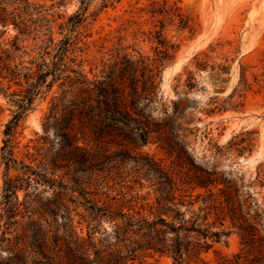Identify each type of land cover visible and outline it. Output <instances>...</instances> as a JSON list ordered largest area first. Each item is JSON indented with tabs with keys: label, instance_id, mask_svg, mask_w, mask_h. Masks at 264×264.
I'll use <instances>...</instances> for the list:
<instances>
[{
	"label": "trees",
	"instance_id": "16d2710c",
	"mask_svg": "<svg viewBox=\"0 0 264 264\" xmlns=\"http://www.w3.org/2000/svg\"><path fill=\"white\" fill-rule=\"evenodd\" d=\"M63 2L46 6L29 0H0V24L15 29L12 38L0 40V78L7 82L3 93L15 106L0 148L4 162L0 264H133L144 253L167 254L173 264L187 260L209 264L201 253L224 239L231 227L239 230L245 252L251 253L243 264H262L263 239L243 213L234 182L192 162L187 169L180 164L185 171L178 176L153 160L140 164L144 176L116 179L110 177L111 166H95L91 154L78 145L75 129L105 144L115 138L148 141L154 132L150 106L162 67L176 46L163 36L162 26L140 31L153 44L152 54L134 48V53L127 52L130 45L115 48L113 62L103 64L107 71L102 78L90 79L81 68L83 60L75 62L71 56L83 49L76 46L81 41L76 31L80 21L70 16L57 22L54 17L53 8ZM195 65L204 67V59L196 57ZM244 71L241 86L232 95L236 91L238 97L244 95ZM253 76L258 83L264 80L263 72ZM58 80H62L60 91L51 97L43 123L44 132L53 130L57 135L58 147L28 152L35 167L25 165L24 172L11 176L13 136L35 98L46 95ZM187 80L192 85L193 76L189 74ZM12 85L16 89L9 91ZM159 127L165 132L168 126ZM169 140L162 144L164 148L175 153L176 159H186L184 145ZM190 171L195 175H189ZM19 191H24L22 199ZM236 258L216 264H237Z\"/></svg>",
	"mask_w": 264,
	"mask_h": 264
},
{
	"label": "rangeland",
	"instance_id": "374dc122",
	"mask_svg": "<svg viewBox=\"0 0 264 264\" xmlns=\"http://www.w3.org/2000/svg\"><path fill=\"white\" fill-rule=\"evenodd\" d=\"M29 1L48 6L57 0ZM53 14L57 22H64L70 16L80 21L76 31L81 41L76 46L83 45V49L74 50L71 56L76 57L75 62L83 60L81 68L90 79L102 78L107 71L103 64L113 62L115 48L130 45L127 52L134 53V48L152 54L153 44L140 31L162 26L163 36L176 46L173 57L162 67L150 106L154 132L147 142H121L115 138L105 144L88 132L74 130L78 145L91 154L95 166H111L110 177L129 180L144 176L140 164L147 160L178 176L183 175L181 166L187 169L189 162L213 169L234 182L242 211L249 216L257 237L264 243V80L258 83L253 76L264 73V0H87L84 3L64 0L53 8ZM14 34L11 24H0V40H9ZM196 57L204 59V67H196ZM223 66H227L226 71L220 70ZM243 71L247 86L244 95L238 97V91L232 93L234 88H240ZM189 74L193 80L188 86ZM61 81H56L46 95L37 96L32 108L25 112L13 136L15 163L10 162L11 176L24 172L25 165L35 167V162L26 156L28 152L35 154L37 148L39 152L57 149V135L53 130L44 132L43 123L51 97L60 91ZM6 86L7 82L0 78V148L5 139V124L15 108L3 93ZM15 89L12 85L9 91ZM238 102L242 105H236ZM164 124L168 126L165 132L159 127ZM168 140L171 144L184 145L186 159H176L175 153L170 154L164 148L162 144ZM189 175L195 174L190 171ZM148 176L152 178L151 174ZM3 178L0 150V196ZM143 183L148 185L147 181ZM145 190L147 187L140 192ZM23 194L24 191L18 192L19 199ZM49 194V190L44 192V197ZM228 225L226 220L225 226ZM236 255L237 264L251 257V253L245 252L235 227L201 253L209 264L224 258L235 259ZM133 264H173V261L167 254L144 253ZM184 264H189L188 260Z\"/></svg>",
	"mask_w": 264,
	"mask_h": 264
}]
</instances>
